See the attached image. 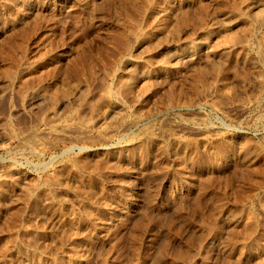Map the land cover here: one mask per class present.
Listing matches in <instances>:
<instances>
[{
    "label": "rangeland",
    "instance_id": "rangeland-1",
    "mask_svg": "<svg viewBox=\"0 0 264 264\" xmlns=\"http://www.w3.org/2000/svg\"><path fill=\"white\" fill-rule=\"evenodd\" d=\"M0 264H264V0H0Z\"/></svg>",
    "mask_w": 264,
    "mask_h": 264
},
{
    "label": "bare ground",
    "instance_id": "bare-ground-1",
    "mask_svg": "<svg viewBox=\"0 0 264 264\" xmlns=\"http://www.w3.org/2000/svg\"><path fill=\"white\" fill-rule=\"evenodd\" d=\"M143 79H144V78H143ZM144 81H145V80H144ZM144 81H143V82H144ZM145 85H146V84H144V86H145ZM144 86H143V87H144Z\"/></svg>",
    "mask_w": 264,
    "mask_h": 264
}]
</instances>
